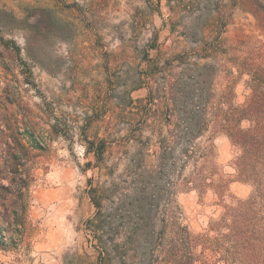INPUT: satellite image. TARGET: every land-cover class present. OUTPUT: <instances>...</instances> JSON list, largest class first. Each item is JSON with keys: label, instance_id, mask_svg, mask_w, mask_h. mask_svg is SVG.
<instances>
[{"label": "rangeland", "instance_id": "1", "mask_svg": "<svg viewBox=\"0 0 264 264\" xmlns=\"http://www.w3.org/2000/svg\"><path fill=\"white\" fill-rule=\"evenodd\" d=\"M216 1L0 0V96L2 83L10 84L13 105L1 99L6 108L0 104V128H13L22 161L11 194L0 197V235L8 239L0 247V264L97 263L88 224L95 213L91 187H104L109 194L116 186L117 202L130 185L129 171L154 165V145L172 127L165 103L158 109L148 99V59L191 53L206 15L220 11L228 24L220 28V22L216 32L207 28L208 42L217 43L221 32L224 46L200 59L215 67V101L225 102L224 107L245 102L248 77L239 74L237 59L253 57L264 35L233 0ZM40 8L56 16L59 26L33 40ZM1 39L15 41L23 49L22 60ZM164 77L157 75L159 92ZM91 141L94 148L106 142L103 160H97ZM233 158L230 141L218 135L206 170L224 178L228 200H244L252 187L237 179ZM198 189L181 185L174 198L195 234L205 233L221 213L213 192L201 196ZM216 248L212 264H236L226 245Z\"/></svg>", "mask_w": 264, "mask_h": 264}, {"label": "trees", "instance_id": "2", "mask_svg": "<svg viewBox=\"0 0 264 264\" xmlns=\"http://www.w3.org/2000/svg\"><path fill=\"white\" fill-rule=\"evenodd\" d=\"M233 1L254 17L264 35V0ZM204 18L200 39L191 53L172 51L164 59L160 55L148 59L150 70L144 78L149 86L148 99L158 109L165 103L168 126L172 127L167 135L160 134L154 145V165L147 167L142 156L140 162L144 164L134 173L129 171L130 185L117 202L113 201L119 195L116 186L109 194L104 187H91L95 213L88 224L96 264H212L210 254L220 242L227 246L232 263L264 264V43H260L253 57L237 59L239 74L248 77L249 95L245 102L224 107L225 102L218 104L213 93L216 75L211 71L215 67L201 64L200 59L222 51L221 32L215 44L208 42L206 32L208 27L216 32L220 22V28H225L227 19L220 11ZM34 25L31 39L38 40L44 30L58 29L59 19L40 8ZM1 41L6 50L11 49L22 60L23 49L15 41ZM25 55L33 56L30 50ZM158 74L165 75L163 92L156 85ZM11 94L10 84L3 82L1 108H6L1 99L13 106L8 100ZM218 135L226 136L232 145L237 179L252 187L247 199L228 200L224 178L206 170ZM15 145L13 128H0V197L11 194L21 167L20 151ZM90 145L97 160H103L106 142L100 141L96 148L93 141ZM188 167L191 171L184 177ZM181 185L189 191L202 188L201 196L213 192L214 205L221 208V213L210 221L205 233L195 234L185 223L174 200ZM22 190L18 187L17 191ZM213 235L220 240L213 243ZM7 243L8 239L0 235V247L5 248Z\"/></svg>", "mask_w": 264, "mask_h": 264}]
</instances>
